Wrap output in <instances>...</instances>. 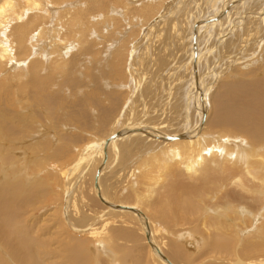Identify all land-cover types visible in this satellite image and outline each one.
Returning a JSON list of instances; mask_svg holds the SVG:
<instances>
[{"label":"bare ground","instance_id":"6f19581e","mask_svg":"<svg viewBox=\"0 0 264 264\" xmlns=\"http://www.w3.org/2000/svg\"><path fill=\"white\" fill-rule=\"evenodd\" d=\"M204 1L0 0V264H264V0Z\"/></svg>","mask_w":264,"mask_h":264},{"label":"rangeland","instance_id":"374dc122","mask_svg":"<svg viewBox=\"0 0 264 264\" xmlns=\"http://www.w3.org/2000/svg\"><path fill=\"white\" fill-rule=\"evenodd\" d=\"M200 2L202 3V5L205 3V1L204 0H200ZM209 3V2H208ZM214 3H212L211 4V6H209L211 9L214 7V5H213ZM193 5V4H192ZM209 7H206L208 10L210 9ZM217 7V6H216ZM66 8V7H65ZM215 8V7H214ZM213 10V9H212ZM121 11V10H120ZM209 13H207V15H208ZM210 14H212V13H210ZM174 16L176 17L177 15L176 14H174ZM174 17V18H175ZM188 21H189V18H188ZM51 28H53V27H51ZM214 30V29H213ZM212 30V31H213ZM215 32H216V30H214ZM58 35V34H57ZM53 36H54V39H50L49 38V44H51V43H58V39H57V36H56V33H54V34H52L50 37L51 38H53ZM213 36H215V33H213ZM235 49V51L238 49V45L236 46V48H234ZM239 51L237 50V53H238ZM236 52H234V54L231 52V55H230V57L232 56V59H231V61H237L236 59H238V58H243L245 55H243L242 57H241V55H240V53H238V54H235ZM240 55V56H239ZM233 57H235V58H233ZM236 57H238V58H236ZM103 59L101 58L99 61H100V63H102V65H103V61H102ZM228 60H230V59H228ZM102 61V62H101ZM238 62V61H237ZM235 63V62H234ZM243 64V63H242ZM228 64H225V65H223V67L225 68L226 66H227ZM103 67V66H102ZM222 69V73H221V75L223 76L222 78H226L227 77V74H226V68L225 69ZM244 70V69H243ZM64 72V71H63ZM103 72V71H102ZM205 73H208V74H206L205 76V78L207 79V78H210L211 77V73H209L207 70H205ZM235 75V73H230V75H228V76H230V77H233ZM226 76V77H225ZM62 78H63V75H62ZM101 78L103 79L104 78V76L103 75H101ZM1 79V78H0ZM64 87H65V89L66 90H69V91H66V93L70 96V97H74V95L71 93V92H73V89H72V86L71 85H69L68 83L67 84H65L64 85ZM73 87H74V85H73ZM75 88V87H74ZM71 89H72V91H71ZM213 90V89H212ZM75 92V91H74ZM66 94V95H67ZM139 100H141V101H138L139 102V104H138V102L136 103V106L138 107V106H140L141 105V103H142V99H141V97H140V99ZM139 109H141L142 107H138ZM51 121V120H50ZM62 124H64V123H62ZM71 126V127H70ZM64 127L66 128V130H68V131H70V133H72V135L75 137V134H77V133H81L82 134V137L80 138V139H82L83 138V140H85V139H90L91 137H97V135H96V133L97 132H93V131H90L89 129L87 130V128H86V131L84 130V132L83 131H79L78 129H76L75 128V126L74 125H69L68 123H66L65 125H64ZM109 127V128H108ZM111 126L108 124V125H106L102 130H101V134H103L104 132V134H106L107 133V131L109 130V129H111L110 128ZM70 128V129H69ZM45 130H43L41 133H43ZM87 131H90L91 133L93 132V134L94 135H91L89 138L88 137H86V136H88V134L86 133ZM83 133L86 135H83ZM37 134V133H36ZM54 134V133H53ZM38 135H40V134H38ZM38 135H37V137L34 139V140H36L37 138H38ZM46 135L47 136H49L50 138H52L50 135H49V133H48V131L46 132ZM96 135V136H95ZM57 137V136H56ZM101 137V136H100ZM58 138V137H57ZM77 142V141H76ZM83 143L82 142H80V143H78V144H76L78 147H80L81 145H82ZM76 152L77 151H74V153H70L67 157H65V158H59V159H56L55 160V158H54V160L53 159H51V160H49V158L47 159V161H45V160H43L42 162H44L45 161V163L43 164H40V162H41V160L39 161V162H37V164H33L32 166H31V168H32V170L35 172H38V173H40V174H44L46 171H44V169L45 168H47V167H50V166H52V165H54L56 162H57V160H58V163H62L63 162V164L65 163V162H68V161H70L72 158H74V155L76 154ZM60 159H62V160H60ZM48 161H50V163L48 162ZM56 161V162H55ZM46 162H48L47 164H46ZM52 162V163H51ZM55 162V163H54ZM54 163V164H53ZM45 165V166H44ZM50 165V166H49ZM38 167V168H37ZM42 167V168H41ZM117 168H119V169H117ZM124 168V169H123ZM11 170V169H10ZM114 171H117V173L115 174V175H111L110 177H109V175L107 176V182L108 181H113V182H116V188L118 187V189L119 188H124L125 189V191H124V193L122 194V195H119V196H117V200L118 201H120V202H125V201H127L128 203H131V200L133 199V198H130V197H128V194H127V188L129 187V185L131 184V179L129 178V179H125L124 178V176H126V171H125V167H120V165H119V167L118 166H116V167H114ZM13 174H14V172H12ZM43 181H42V183H43V185H45L48 189H47V191L49 192V195L44 199V200H42V201H40V203L39 204H37L36 206H37V209H36V207H35V205H32L30 208H33V207H35V208H33L34 209V212L36 211V215H39V211L41 210V207H42V204H46L48 207L49 206H53L54 208H56V207H58L59 208V202H60V200H61V194H62V191H61V187H60V183H61V177H59L58 175H51V173H46V174H44L43 175ZM109 177V178H108ZM13 178H15L14 176H13ZM109 183V182H108ZM118 185V186H117ZM114 188H115V186H114ZM115 189H113V191H114ZM119 193H120V191H118ZM130 192V191H129ZM91 198V194H88L87 193V199H90ZM94 203L96 204L95 205V207H97V203L94 201ZM97 208H99V207H97ZM96 208V209H97ZM60 210V209H59ZM149 211L150 212H152V209H149ZM54 213H55V211H53ZM56 216H57V218L58 217H60L61 216V213L60 212H58L57 214H56ZM57 218L56 217H54L53 218V222L55 223H57ZM38 219V218H37ZM43 219H44V223H43ZM118 219V218H117ZM116 219V220H117ZM38 220H41L39 223H38V227L37 228H39V232L42 234V233H44L46 230H47V233H46V238H45V236H44V238L47 240L46 242L51 246L50 248L52 249V248H61L60 247V245H58V243L62 240V242L64 241V243L63 244H65L64 246H63V250H64V247H71L72 245H74V241L76 242V240L77 239H71V237H70V234H69V232L67 231H65V229L64 228H66L65 226H63L62 224H60L58 227L57 226H55V224L53 223V222H51L50 220H48L47 218H45V217H41V218H39ZM260 222H263V220H259L258 222H257V224H256V226L257 227H259V223ZM48 223V224H47ZM50 223V224H49ZM52 226V227H51ZM52 228V229H51ZM42 229V230H41ZM253 229H255V227L253 226ZM51 230V231H50ZM67 230H69V228L67 229ZM44 231V232H43ZM70 232H73V230L72 229H70L69 230ZM49 233V234H48ZM51 233V234H50ZM56 234H58V235H60V237L61 238H59V236L58 235H56ZM263 234V232H260V235H262ZM78 236H80L79 234H77ZM200 235H202V237L204 236L201 232H200ZM57 236V237H56ZM82 236L83 235H81V238H82ZM56 237V239H54ZM190 237H193V236H190ZM58 238H59V242L57 241L58 240ZM51 241V242H50ZM56 241H57V243H56ZM61 242V243H62ZM61 243H59V244H61ZM88 243H90V242H88ZM58 245V247H56L57 245ZM55 246V247H54ZM139 247H140V249L142 250L143 249V247L142 246H140V244H139ZM144 250V249H143ZM142 250V251H143ZM143 252H145V250L143 251ZM191 252H193V251H191ZM142 254H144V253H142ZM144 256H145V254H144ZM182 264V263H181Z\"/></svg>","mask_w":264,"mask_h":264}]
</instances>
